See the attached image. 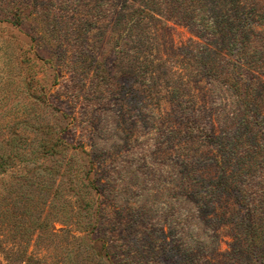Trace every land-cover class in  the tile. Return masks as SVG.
<instances>
[{"label": "rangeland", "instance_id": "1", "mask_svg": "<svg viewBox=\"0 0 264 264\" xmlns=\"http://www.w3.org/2000/svg\"><path fill=\"white\" fill-rule=\"evenodd\" d=\"M0 264H264V0H0Z\"/></svg>", "mask_w": 264, "mask_h": 264}]
</instances>
